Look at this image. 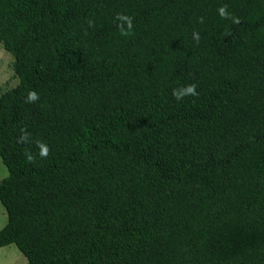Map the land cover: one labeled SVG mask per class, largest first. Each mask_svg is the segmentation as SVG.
I'll return each instance as SVG.
<instances>
[{
	"label": "trees",
	"instance_id": "trees-1",
	"mask_svg": "<svg viewBox=\"0 0 264 264\" xmlns=\"http://www.w3.org/2000/svg\"><path fill=\"white\" fill-rule=\"evenodd\" d=\"M0 47V248L264 264V0H0Z\"/></svg>",
	"mask_w": 264,
	"mask_h": 264
},
{
	"label": "rangeland",
	"instance_id": "rangeland-1",
	"mask_svg": "<svg viewBox=\"0 0 264 264\" xmlns=\"http://www.w3.org/2000/svg\"><path fill=\"white\" fill-rule=\"evenodd\" d=\"M11 64V56L0 47V94L5 89L11 88L16 84V80L12 73ZM6 176L7 171L0 162V180ZM5 223L6 214L0 204V229L5 225ZM25 262V257L22 256V254L14 245H8L0 248V264H25Z\"/></svg>",
	"mask_w": 264,
	"mask_h": 264
},
{
	"label": "clouds",
	"instance_id": "clouds-1",
	"mask_svg": "<svg viewBox=\"0 0 264 264\" xmlns=\"http://www.w3.org/2000/svg\"><path fill=\"white\" fill-rule=\"evenodd\" d=\"M173 94L177 99H179L181 96L186 95V94H193L194 95L195 94L194 93V86H188V87L184 88L183 90H181L179 93L174 92ZM30 99H35L34 93L30 94ZM41 154L42 155L45 154L43 150H42Z\"/></svg>",
	"mask_w": 264,
	"mask_h": 264
}]
</instances>
